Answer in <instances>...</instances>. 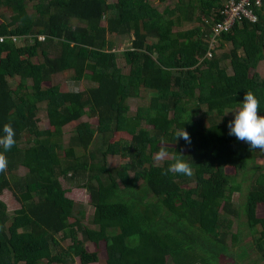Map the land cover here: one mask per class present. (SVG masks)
Listing matches in <instances>:
<instances>
[{
	"label": "trees",
	"instance_id": "trees-1",
	"mask_svg": "<svg viewBox=\"0 0 264 264\" xmlns=\"http://www.w3.org/2000/svg\"><path fill=\"white\" fill-rule=\"evenodd\" d=\"M34 1L29 12L26 0H0V136L10 123L16 140L7 152L0 147L8 161L0 196L8 190L20 205L8 216L0 199V264H64L65 257L97 262L86 241L104 242V264H167L168 258L221 264L232 257L222 213L242 214L253 234L260 229L254 248L264 261V217L257 216L264 206V166H249L264 150H250L230 135L234 116L225 115L247 91L264 115V75L256 70L264 60V4L254 11L256 22L242 20L214 35L225 0H177L161 11L149 0ZM185 23L192 25L181 28ZM109 34L131 37L121 51L127 74ZM55 43L59 49L51 56ZM224 43L230 48L218 54ZM65 72L93 85L76 92L44 87ZM142 90L146 105L130 115L128 101ZM40 104L46 129L38 127ZM83 116L95 124L80 121ZM72 123L64 146V128ZM183 128L190 143L175 139ZM161 148L171 158L157 166ZM179 153L193 174H163ZM109 156L125 162L110 168ZM249 169L254 179L236 210V178ZM65 178L87 191L92 226L82 224V209L74 213ZM230 238L232 245L239 240Z\"/></svg>",
	"mask_w": 264,
	"mask_h": 264
},
{
	"label": "rangeland",
	"instance_id": "rangeland-1",
	"mask_svg": "<svg viewBox=\"0 0 264 264\" xmlns=\"http://www.w3.org/2000/svg\"><path fill=\"white\" fill-rule=\"evenodd\" d=\"M115 0H108V2H114ZM154 6L158 8V10H163L165 7L169 6L172 7L177 0H149ZM27 2V9L29 12H32V4L35 2L34 0H26ZM5 9H2V12L4 15L8 16V11L4 12ZM74 23H79L78 20H74ZM192 24L191 23H185L182 25L181 28H189ZM108 38L113 40L114 42V48L117 51V64L121 70V73L127 74L129 72V65L125 63V61L122 58L121 51L124 50L125 48L130 46V41L131 37L128 36H121V35H108ZM151 40V39H150ZM29 42V40L27 41ZM217 45V43L215 42ZM230 48L229 43H224L223 46L217 48V53L225 52ZM58 45L57 43L54 44V46L50 49V55L54 56L55 53L58 52ZM224 64L226 65L227 70L230 72V67L228 60H225ZM257 72L260 73V75H264V60L261 61L257 68ZM52 84H57L60 88V91L62 92H76V91H83L86 88L92 86L93 84L87 80H82V81H75L72 79V72H65L63 74H57L51 78V81L48 83L44 84V87H48ZM140 98H132L128 101V106H129V114L133 115L136 111V109L139 106H144L146 105V101L148 100V95L147 92L141 91L140 92ZM230 110L226 111L228 112L225 114L226 116H234L232 112H229ZM200 113H203V108L200 110ZM37 118H38V127L39 129H46L48 128V122L46 119V114H45V106L44 104L38 105V111H37ZM80 121H87L90 122L91 124H95L96 120L95 119H90L87 116H83ZM76 124L72 123L64 128V135H63V145L66 146L68 143V139L70 135L72 134V129L74 128ZM96 145L99 143V140H95ZM93 148V146H91ZM185 151V149H184ZM171 156L167 154V159H170ZM155 162L157 166H161L163 162ZM125 161L120 159L119 157L116 156H109L107 157V163L110 168H118L122 163ZM253 165H258L260 167L264 166V157L263 156H256L254 164H250L249 166L252 168ZM226 172L228 174H233L234 171L233 169L227 168ZM15 173L19 176L24 175L25 169L23 168H18ZM247 175H238L236 178L237 182L241 183V191L238 193H234L232 195V205L234 208L237 210L239 206L242 205L244 202L245 195L250 188V185L252 183V178L254 179V176L252 175V169H249L248 172L246 173ZM61 180L64 187L70 190L68 195L73 198L75 201V209L74 213L79 209H82L84 212V216L81 218V222L84 225L92 226L90 223V218L92 215L93 207L88 203V193L87 191L83 189H78L74 184H72V181L68 180ZM193 186V184H191ZM150 197V196H149ZM0 199L5 203L7 209V214L8 216H11L16 208H18L20 205L19 203L14 199L13 195L11 192L8 190L4 191L2 195L0 196ZM151 199V198H150ZM223 216H225L226 220L225 223L227 225L228 229V234L226 235V243L229 246V250L231 251L232 257H225L224 259L221 260V264H264V261L261 260L259 253L256 251L254 248V242L255 239L259 235L260 229H257V232L253 234L245 224V218H243L242 214H236V213H231V214H224L222 213ZM257 216L262 218L264 217V206H258L257 208ZM74 217H71L69 220L72 221ZM232 234L238 235L239 240L237 241L236 244L231 243V238L230 236ZM60 236V235H58ZM79 237L80 233H79ZM70 243L69 239L66 240H61V244L63 247H67V245ZM85 247L88 251H96L98 254V261L93 262L90 264H104L105 258H106V252H105V245L104 242L101 241L98 244H94L90 241L84 242ZM232 245V247H230ZM244 251L246 254L243 257H239L241 252ZM65 263L64 264H80L79 260L77 257H74L73 259L66 258L65 257ZM45 262L42 261V264ZM22 264V263H20ZM167 264H172L171 260L168 258Z\"/></svg>",
	"mask_w": 264,
	"mask_h": 264
},
{
	"label": "clouds",
	"instance_id": "clouds-1",
	"mask_svg": "<svg viewBox=\"0 0 264 264\" xmlns=\"http://www.w3.org/2000/svg\"><path fill=\"white\" fill-rule=\"evenodd\" d=\"M258 109L259 101L257 97L251 91H247L237 107L229 111L234 114V119L228 122L229 134L234 135L237 140L246 142L250 150L256 148L264 150V115H259ZM2 131L3 135L0 136V147L7 152L16 144L15 131L10 123H5ZM178 138H183L188 143L191 142L190 135L184 128L175 133V139ZM179 154L181 155L173 157V162L169 164L167 171L163 174L167 175L168 172L186 176L193 174L189 163L183 160L182 153ZM166 158L167 153L163 148L154 154L155 162H161ZM7 166L8 161L6 156L0 153V173L5 172Z\"/></svg>",
	"mask_w": 264,
	"mask_h": 264
},
{
	"label": "built area",
	"instance_id": "built-area-1",
	"mask_svg": "<svg viewBox=\"0 0 264 264\" xmlns=\"http://www.w3.org/2000/svg\"><path fill=\"white\" fill-rule=\"evenodd\" d=\"M263 4L264 0H225L220 10L221 19L213 26L214 35L230 31L235 23H240L242 20L256 22L258 16L254 11ZM10 38L14 42L17 41V38L20 39L17 36H10ZM38 38L42 39L43 36L39 35ZM4 39L5 36L0 35V44L3 43ZM210 53L208 52V55Z\"/></svg>",
	"mask_w": 264,
	"mask_h": 264
}]
</instances>
